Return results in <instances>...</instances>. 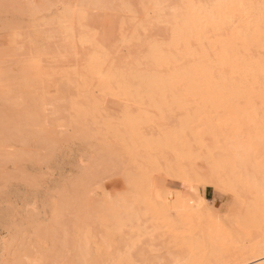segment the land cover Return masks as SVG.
Returning a JSON list of instances; mask_svg holds the SVG:
<instances>
[{
    "label": "bare ground",
    "instance_id": "6f19581e",
    "mask_svg": "<svg viewBox=\"0 0 264 264\" xmlns=\"http://www.w3.org/2000/svg\"><path fill=\"white\" fill-rule=\"evenodd\" d=\"M67 1L69 3L65 4ZM94 1L97 6L102 0ZM75 2L76 0L73 2L66 0L62 7L64 23L68 25L69 23L72 25L71 20L75 16L73 14ZM100 2L99 6L101 4L104 7V3ZM140 3L120 0L118 4L110 7V11L116 12V16L125 15V19H121L122 22L119 16L118 19H113L116 23L121 22L123 30L120 32L121 43L126 42L125 47H128L125 63L119 64L117 55H110V60L111 56H115L113 59L116 60L112 59L114 62L111 65L106 63L109 66L103 70L100 67H103V63L108 59V52L103 47L102 41V46L96 43L99 38L97 33L88 36L87 32L91 33V31H86L87 28H80L79 25L77 28L80 29V33L83 32L80 35H83V39L78 38L77 41L76 37L70 36L72 33L69 34V27L68 31H64L68 33L66 36L70 38V42L77 41L74 42L76 46L80 44L83 47L87 43L92 49L91 54L87 49L88 56L90 54L88 63L91 66L84 62L89 69L85 72L84 69L77 70V68L79 73L74 70L70 72L72 78L81 81L78 80L77 83L60 90L66 106L76 107L79 103H87V107L79 104L77 110L89 120V128L86 126L87 123H84L85 119L84 121L83 118L76 119L73 122L74 133H78L83 141L92 134L93 129L99 135L105 133V136L111 135L118 145L117 149L114 148L115 153L118 157L122 156L124 163L129 166L123 168V170L128 169L123 172L125 174L123 183L127 185V193L124 191L126 195L123 192L121 195L118 194L117 203L109 200L116 198L117 194L110 196L109 199V195L106 194L102 199L103 205L96 207L93 212L92 223L86 215L82 214V217V209L78 208L74 227L76 253L72 264H264L263 241L261 243L263 245L251 246L255 248L249 247L250 250L247 251L244 246H242L243 250L234 245L233 248L230 246L234 244H231L233 237H235L234 242L236 238L242 237L238 234L234 236L235 233L232 231L228 235L229 230L223 229L225 226L220 218L204 221L203 217L198 216L193 225L191 222L193 215L189 214L190 210L196 209V215L210 216L208 214L210 211L220 217L217 204L213 202L212 207L207 208L209 201L200 195L199 189L217 188L219 184L224 183L230 185L233 175L239 176L242 180L247 175L248 159L257 158L256 156L264 153V0H144L143 2L140 0ZM59 9L62 12V9ZM149 14L152 16L148 17ZM74 19V27H76L77 23ZM153 28L158 30L161 28L162 33L152 34V31H158ZM80 33L76 32L78 36ZM117 41L119 43V40ZM114 51L117 53L116 49L111 50L113 54ZM66 80L68 81L67 78ZM109 100L119 102L120 105L126 104L124 102L130 103L128 104L130 108L126 105L125 111L124 108H120L121 116L118 120L120 122L125 118L123 122L119 123L118 117L114 116L119 123L115 124L113 117L109 121L103 114L104 103ZM150 112L163 116L165 114L164 117L168 119L176 118V126L166 127L168 119H163V116L162 123L160 119L158 120L161 123L159 126L158 121L151 119ZM152 127L156 129L153 133L154 138L151 133L155 130H152ZM149 128L152 131H149ZM161 151L162 155L159 154ZM111 152L114 154L113 151ZM196 159L202 161L199 162L201 165L196 163ZM125 164L123 166H126ZM153 172L162 173V176L180 182L181 192L164 189L160 190L163 193L159 197L156 184L150 179ZM249 186L250 190L254 189ZM247 190L245 186L241 193L244 191L246 194ZM123 195L125 198L122 197ZM170 212L176 215L179 225L176 221L171 223L176 224L175 226L164 224L166 221L163 217ZM159 217L160 219L156 220ZM146 218L157 222L163 219L165 229L168 225L169 230L172 228L168 236L173 233L172 231L182 230V227L185 229L182 231L187 230L189 234L186 231V235L180 230L179 232L185 235L172 234L173 239L170 238L167 244L173 252L167 251L163 255L164 250L159 255L157 249V253L152 250L155 247L153 245H156L153 241L155 239L159 241L164 237V240H160L166 244L163 241L168 239L164 236L167 231L164 229L166 232L162 234L163 237L154 239V233H145L147 230L141 226V220ZM166 218L169 219V216ZM92 226L94 228L96 226L97 232L100 231L105 237L109 235L108 230H112L109 235L112 238L114 237L112 234L118 237V233L113 228L127 230L133 226L135 232L139 233L140 239L134 232L133 235H136L138 241L135 240L136 244L132 241L134 244L131 242V245H125L124 254L121 250L122 255H120L117 250L113 252L112 249L110 250V247L113 248L117 244L107 240L108 238L103 244L97 245V235L91 230ZM155 226H151L155 228L152 229L155 233L157 229L164 228ZM243 233L248 240L250 235L246 236L247 233ZM122 235L120 237H124ZM212 235L216 238L225 236L229 242L221 239L223 245L219 244L220 238H213L218 244L212 242L213 247L218 248L212 247L210 250L209 241ZM144 236L148 238L145 237V240ZM205 240L209 242L207 248ZM123 241L122 243L118 241V244L121 243L117 245L119 250L122 248L120 246H124ZM108 242L111 243L110 246ZM161 242L157 244L159 249L165 246H162ZM225 243L230 244V247ZM131 248H135V251L139 248L138 252L136 251L139 255L135 256ZM220 248L221 251L217 252ZM236 248H239V251ZM213 249L216 250L215 253Z\"/></svg>",
    "mask_w": 264,
    "mask_h": 264
},
{
    "label": "rangeland",
    "instance_id": "374dc122",
    "mask_svg": "<svg viewBox=\"0 0 264 264\" xmlns=\"http://www.w3.org/2000/svg\"><path fill=\"white\" fill-rule=\"evenodd\" d=\"M69 1L73 2V0ZM91 1L94 0H76L73 7L75 19H73L76 21L77 26L74 27L75 22L73 19L71 20L72 25L64 23L62 7L69 3L68 1L65 3L66 0H0V264H72L76 253L74 227L78 208L82 209L81 215H86L92 223V219H94V216H92L93 212L96 207L103 205L102 199L106 194L107 196L109 195V199L110 196L113 197L115 194H117V198L118 194L121 195L123 192L126 195L127 193V185L123 183L125 180L123 172L126 169L123 170V168H129V166L124 163L122 156L118 157L115 153L114 148L117 149L116 147H118L115 139L113 140L112 136L109 135L114 141L112 142L108 135V137L105 136L106 133L103 134L101 132L103 135H99L93 129L91 130L92 134L84 138L85 140L83 141L78 133H74L73 122L76 119L83 118V121L85 119L84 123H87L86 126L88 127L89 120L83 117L84 114H79L77 107L80 103L76 104V107L66 106L60 95L62 88L75 84L79 80L72 78L71 70L72 72L73 70L78 72L77 70L84 69L86 72L89 69H87L86 63L89 62L92 49L88 47L87 43L83 47L77 44V46H80L79 48L74 43L78 41V38L83 39V35L80 36L83 32L80 33V29L77 28L79 25L80 28H87L86 31H91V33L87 32L88 36L92 33H97L99 38L93 35L97 40L101 36L100 42L96 40V43L101 44L102 41L103 47L108 52V59L103 63L107 67L105 68L103 65L100 68L106 70L116 59L119 64L127 61L128 47H125L126 42L121 43L120 35V32H123L120 23L122 18L123 20L125 19V15L118 13L119 15L116 16V12L110 11V7L118 4L120 0H102L104 7L101 4L99 6V1L97 4L98 8L95 6V1ZM143 1L141 0V2ZM132 2L141 4L140 0H132ZM58 3L62 6L58 5ZM59 8L62 9V12ZM89 16L90 19H88ZM118 16L119 18L121 17V22L118 23L117 21V25L113 19H118ZM150 16L152 15L149 14L148 17ZM83 19L86 20L83 21ZM89 20L90 25H88ZM68 27L70 31H68ZM158 28H153V30H158ZM159 30L152 31V34L156 33L158 35L157 32L159 34L160 32L162 33V30ZM64 31H68L69 34L72 33L70 36L76 37L77 41L70 42V38L68 39L66 36L68 33ZM77 31L80 33L79 36L76 34ZM124 32L126 33L125 29ZM138 34L140 36V33ZM117 40H119V43ZM114 42L116 43L114 44ZM104 48L103 50L105 51ZM113 49H116L117 53L114 51L115 53L113 54L111 52ZM87 51L90 53L89 56ZM115 54L117 58L114 60L115 56H111L110 60L109 56ZM106 63L109 65H106ZM118 103L109 100L104 103L105 112L103 113L102 111L108 120L113 117L115 122L112 120L115 124L117 123L116 118L118 117V120L119 116H121V109L124 108L123 111H125L126 105H130L129 102H124L126 104H121V107ZM80 105L87 107V103ZM129 105L128 107L130 108ZM84 109L88 111L87 108ZM149 114H152L151 119L156 120V122L159 119L161 123L163 122L162 114L157 115L153 112ZM167 114L171 116L170 113ZM164 116L163 119L166 118ZM167 119L168 117L165 120ZM170 119L166 121L167 123L165 122L166 124L163 123V126L164 124L166 127L176 126V118ZM123 120L125 118L120 120V122L118 120V122L121 123ZM160 121H158L159 126H161ZM43 124L46 126H43ZM151 129L153 130L154 127ZM148 130L152 131L150 128ZM154 130L152 133L149 132L153 135V138L155 137L153 133L156 132V129ZM105 138L109 139L110 142ZM165 146L161 147L166 149L167 147ZM161 153L162 151L159 154L162 155ZM163 154L165 155V153ZM166 155L168 157L167 152ZM169 156L171 155L169 154ZM256 157L247 161V175L243 178L246 179L245 181L239 179V176L233 175L230 181L231 186L224 183L219 184L217 188L202 187L199 189V193L203 198L204 192L207 191L205 197L209 201L207 208L210 209L213 202L217 204L219 214H221L220 217L215 216L210 211L208 212L210 216L196 215V209L194 208V210L189 212V214L193 215L191 221L193 225L196 223L198 216L203 217L204 221L205 219L214 220L220 218L225 226L223 229L227 228V231L229 230L228 235L234 232V236L238 234L242 237L236 236L239 237L238 239L236 238V242H234L235 237H233L231 244H234L229 245L231 247L233 245L234 247H240V250H243L242 246H244L245 249L247 248L245 251L251 246L255 245V247H258L264 242V192H262L264 187V153ZM199 162L202 161L196 159V163L201 165ZM123 164L126 166H123ZM157 173L153 172L150 175V179L156 184L159 197H161L164 189L181 192L180 182L168 179V177L162 176V173ZM245 186H247L248 195L244 191L241 193ZM248 186L254 189L252 190L251 188V191ZM122 197L125 198L124 195ZM116 198H110L109 200L111 202L112 200L113 202L118 201L119 198ZM165 216H169V219L163 217L164 221H166L164 224L173 225L171 223L178 221L173 212ZM184 218L190 220V218ZM159 219L160 217L156 220ZM163 219L161 222H157L151 218H146L141 220V226L147 230L145 233H154V239L155 237L158 239L163 237V233L167 231L166 235H164L165 239L168 237L167 241H163L164 237L160 238L166 244L169 243L168 240L170 238L173 239L174 234H186L187 230L182 231L184 229L182 227V230H179L185 234L175 230L176 232L172 231L173 235L168 236V232L170 234L172 228L169 230L168 225L166 226L168 228L165 229ZM170 219L174 220L171 222ZM179 224L177 222V225ZM154 225L161 226V228L162 226L164 227L162 228L163 230L156 228L158 231L160 230V233L156 231L159 235L153 232L155 228L153 229L151 226ZM134 228L133 226L129 227L130 230L128 228L127 230L126 228H122V230L121 228H113L118 233V237H115L116 232H114L115 235L112 234L115 237H113L114 239L109 236L113 232L110 229L108 230L110 232H107L109 235H106V237L99 230L97 232L96 226L95 228L92 226L91 230L95 231L94 234L97 235V245L103 244L107 238V240L113 241L117 245L124 240L122 244L124 246H120L122 247L120 250L117 245L113 248L110 247L112 252L117 250L122 255L121 250L123 251L125 245L128 246L132 241L134 243L136 242L135 240L138 241V238L135 237L137 232H135ZM120 232L125 238L120 237ZM134 232L135 234L133 235ZM188 232L187 234H189ZM243 232L247 233L246 236L250 235L248 240ZM137 234L139 237V233ZM214 235H212L210 241L209 238L207 240L211 243L205 240V246L207 248L209 243L210 250L213 244H217V241L213 239L216 238ZM218 238L220 237L216 239ZM160 239L159 241L155 239L153 241V244H156L153 245L155 247L152 246L153 248H150L156 253L158 250L157 254L162 253L164 250L163 255L167 251L169 253L173 252L169 247L170 245L163 244ZM221 239L229 242L225 236H221ZM118 241L121 243L119 242L118 244ZM160 242L162 246L165 245L160 248L162 249L161 251L159 247L157 248L159 246L157 244ZM108 245L110 246L111 243L109 244L108 242ZM225 245H228V243H225ZM146 246H144L145 249ZM167 246L170 248L169 250ZM255 247H251V249ZM139 248L137 249L139 250ZM213 248L216 249L218 247ZM137 249L136 251L138 252ZM238 249L237 251H239ZM117 251H114V253L119 254ZM131 251L132 253L134 252L135 256L139 255L135 248H131ZM212 251L216 252L214 249ZM218 251H221V248ZM143 253L145 252L143 251ZM145 256H147V253Z\"/></svg>",
    "mask_w": 264,
    "mask_h": 264
},
{
    "label": "crops",
    "instance_id": "0c3cea01",
    "mask_svg": "<svg viewBox=\"0 0 264 264\" xmlns=\"http://www.w3.org/2000/svg\"><path fill=\"white\" fill-rule=\"evenodd\" d=\"M206 195H207V191H205V192H204V195H203V196H204V198L206 197Z\"/></svg>",
    "mask_w": 264,
    "mask_h": 264
}]
</instances>
